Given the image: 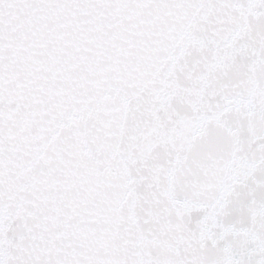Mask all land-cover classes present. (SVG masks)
I'll list each match as a JSON object with an SVG mask.
<instances>
[{"label":"snow or ice","instance_id":"1","mask_svg":"<svg viewBox=\"0 0 264 264\" xmlns=\"http://www.w3.org/2000/svg\"><path fill=\"white\" fill-rule=\"evenodd\" d=\"M0 264H264V0H0Z\"/></svg>","mask_w":264,"mask_h":264}]
</instances>
